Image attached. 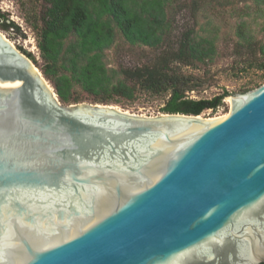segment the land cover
<instances>
[{
	"label": "water",
	"instance_id": "water-1",
	"mask_svg": "<svg viewBox=\"0 0 264 264\" xmlns=\"http://www.w3.org/2000/svg\"><path fill=\"white\" fill-rule=\"evenodd\" d=\"M15 48L0 34V264L264 263V85L213 121L67 107Z\"/></svg>",
	"mask_w": 264,
	"mask_h": 264
},
{
	"label": "trees",
	"instance_id": "trees-1",
	"mask_svg": "<svg viewBox=\"0 0 264 264\" xmlns=\"http://www.w3.org/2000/svg\"><path fill=\"white\" fill-rule=\"evenodd\" d=\"M42 1L45 11L39 49L46 63L43 73L53 82L62 103L80 100L77 96L72 98L76 85L94 96L109 92L114 77L102 59L104 51L114 43L117 31L132 44L157 47L170 28L166 19L169 0ZM2 21L6 23L7 19L0 13V27L5 28ZM247 34L245 24H240L237 36L240 42H245L243 48L248 45L253 50L244 65L262 71L264 78V43L252 44L253 38ZM215 54L213 42L195 38L192 31L186 32L178 50L153 65L123 71L125 79L116 82L112 91L127 99L133 98L136 85L155 95L170 93L163 108L166 114L200 116L207 110L215 111L228 94L211 100L189 99L186 94L197 87L194 78L176 72L172 66L174 63L194 66L196 62L211 61Z\"/></svg>",
	"mask_w": 264,
	"mask_h": 264
},
{
	"label": "rangeland",
	"instance_id": "rangeland-1",
	"mask_svg": "<svg viewBox=\"0 0 264 264\" xmlns=\"http://www.w3.org/2000/svg\"><path fill=\"white\" fill-rule=\"evenodd\" d=\"M45 4L42 0H0V13L5 15V28L0 27L4 36L16 49L30 59L42 73L45 61L39 49V33L43 28ZM166 19L170 24L163 42L157 47L132 44L117 31L114 43L103 53V62L113 80L109 92L94 96L76 85L73 97L62 105L71 107L81 104L107 105L120 111L144 117L167 115L163 112L170 93L155 95L140 89L136 85L133 98L117 96L112 87L125 79L123 71L150 66L180 47L183 35L192 31L195 38H206L213 42L216 54L210 61L196 62L194 66L174 63L176 72L194 78L197 85L194 91L186 94L193 100H211L228 94L234 97L250 93L264 85L263 72L254 68L247 69L245 61L251 58V51L245 42L237 36L238 26H246L252 44L264 43V2L256 0H169L166 7ZM68 41H66V46ZM254 46V45H253ZM251 50V51H250ZM109 74V75H110ZM53 88L54 84L45 77ZM130 85L132 83H129ZM57 95V94H56ZM58 97V96H57ZM224 99L215 111L207 110L203 118H222L231 110L230 102ZM59 99V98H58Z\"/></svg>",
	"mask_w": 264,
	"mask_h": 264
},
{
	"label": "bare ground",
	"instance_id": "bare-ground-1",
	"mask_svg": "<svg viewBox=\"0 0 264 264\" xmlns=\"http://www.w3.org/2000/svg\"><path fill=\"white\" fill-rule=\"evenodd\" d=\"M0 34L15 48V46H14V44L12 43V42H10L5 36H4V34H2L1 33V31H0ZM16 49V48H15ZM34 69L36 70V72L38 73V74H40L41 75V73H40V71L34 66ZM47 84V86H48V89L51 91V93H54V96L55 97H57L56 95H55V92H54V90H53V88L49 85V83H46ZM10 87V84L9 83H3V84H1L0 83V88H9ZM127 113V112H126ZM228 116V115H227ZM227 116H224V117H222V118H203V117H201V119L203 120V121H213V120H221V119H224V118H226Z\"/></svg>",
	"mask_w": 264,
	"mask_h": 264
}]
</instances>
